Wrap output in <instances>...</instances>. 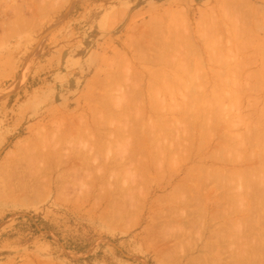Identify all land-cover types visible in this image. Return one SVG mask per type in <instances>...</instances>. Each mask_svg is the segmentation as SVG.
I'll use <instances>...</instances> for the list:
<instances>
[{
  "label": "rangeland",
  "instance_id": "374dc122",
  "mask_svg": "<svg viewBox=\"0 0 264 264\" xmlns=\"http://www.w3.org/2000/svg\"><path fill=\"white\" fill-rule=\"evenodd\" d=\"M227 1L0 0V264H264V0Z\"/></svg>",
  "mask_w": 264,
  "mask_h": 264
},
{
  "label": "bare ground",
  "instance_id": "6f19581e",
  "mask_svg": "<svg viewBox=\"0 0 264 264\" xmlns=\"http://www.w3.org/2000/svg\"><path fill=\"white\" fill-rule=\"evenodd\" d=\"M226 1H227V0H226ZM223 2H224V1H223ZM227 2H228V1H227ZM228 3H229V2H228ZM225 4H226V6H227V3H226V2H225ZM223 6H225V5H221V6H220L221 9H222ZM226 8H228V7H226ZM161 49H163V48H161ZM162 52H163V50H162ZM159 53H160V52H159ZM163 55L165 56V54H163ZM169 57H171V56H169ZM162 58H163V57H162ZM161 63H162V62H161ZM165 63H166V62H165ZM181 65H182V64H181ZM183 66H186V64L183 65ZM153 69H154V68H153ZM154 71H155V69H154ZM150 72L152 73V71H150ZM155 73L158 74V71H157V72H154L153 74H155ZM179 79H180V78H179ZM179 79H177V80H179ZM177 80H173V81H176V82H177ZM183 80H184V79H182V82H183ZM152 82H155V81H152ZM176 82H175V84L173 83L174 86H176ZM180 82H181V80H180ZM184 82H185V81H184ZM188 82H189V81L187 80L186 83H188ZM186 83H183V84H186ZM162 84H163V83H162ZM188 84L191 86L190 82H189ZM188 84H187V85H188ZM163 85H164V84H163ZM187 85H186V86L184 85V86H185V89H186V87H189V85H188V86H187ZM177 86L179 87V84H178ZM192 87H193V84H192ZM149 88H150V87H149ZM159 88H160V87H159ZM163 88H164V87H163ZM173 88H174V87H173ZM134 89H135V88H134ZM182 89L184 90V88H182V84H181V89H179V90H182ZM150 90H151V89H150ZM153 90H154V89H153ZM153 90H152V91H153ZM158 90L161 91L162 89H158ZM171 90H172L173 92H175L172 88H171ZM175 90H178V88H175ZM179 90L177 91L179 94L175 92V93L178 95V97H181L182 95L184 96L185 94L182 93V95H180V92H184V91H186V90H184V91H183V90H182V91H179ZM156 91H157V90H156ZM156 91H155V92H156ZM141 92H142V91H141ZM95 93H96V92H95ZM151 93H152V92H151ZM156 93H159V92L157 91ZM156 93H155V94H156ZM171 93H172V92H171ZM185 93H186L185 96L188 95V96H187V99H189V100H186V98L184 99L183 97H181V98H182L181 100L184 99L183 101H186V103H187V106H186V107H187V111L189 110V112H191V113H189V115L192 114L191 116H193V115L196 113V111H199V109H198L197 106H196V108H197L198 110H196V108H195V104H194V102H193V101H196L197 98H199V96L196 98V95H195V100L192 99L193 101H191V98H189V97H191V96H189V95H191L192 93H190V92H189L190 94H189L188 92H185ZM148 94H149V93H148ZM160 94H161V92L159 93V95H160ZM162 94H163V91H162ZM163 95H164V94H163ZM177 95H173L172 98H174V100H173L174 102L171 101L172 103L175 104V105H173L174 108H175L176 106H178L179 103H177V102H178V101H179V102L181 101L179 98L177 99V97H176ZM130 96H131V95H130ZM161 96H162V95H161ZM161 96H159V97L161 98ZM174 96H175V97H174ZM128 97H129V96H128ZM142 97H143V94H142ZM150 97H152V96H150ZM153 97H155V96H153ZM156 97L159 98L157 94H156ZM170 97H171V96H170ZM203 97H204V96H203ZM203 97H202V98H203ZM226 97H227V96H226ZM231 97H232V96H231ZM143 98H145V97H143ZM172 98H170V99L172 100ZM192 98H194V96H192ZM200 98H201V97H200ZM204 98L206 99V96H205ZM217 98H218V97H217ZM162 99L164 100V102L166 101L165 98H164V96H163ZM175 99H177L178 101L175 100ZM218 99H219V98H218ZM223 99H224V98H223ZM89 100H90V99H89ZM122 100H124V99H122ZM143 100H144V99H143ZM148 100H149V99H148ZM157 100H160V99H157ZM163 100H162V101H163ZM198 100H200V99H198ZM198 100H197V101H198ZM160 101H161V100H160ZM176 101H177V102H176ZM188 101H190V103H191V104H189V105H192V103H193L194 106H193V107L189 106V105H188V103H189ZM123 102H124V101H123ZM134 102H135V101H133V103H134ZM136 102H138V100H137ZM152 102H153V101H152ZM152 102H151V103H152ZM171 102H170L169 105H168L169 110L171 109L170 107L172 106V105H171ZM175 102H176L177 104H176ZM222 102H223V101H222ZM125 103H126V102H125ZM128 103H130V102H128ZM133 103H132V104H133ZM140 103H141V102H140ZM143 103L145 104V100L143 101ZM159 103H161V102H159ZM181 103H183L184 106L186 105L185 102H180V105L178 106L179 109H178V108H177V109H176V108L174 109L173 107H172V109H173V110H177V111H178V110H181V108H182L181 106H183ZM117 104H118V103H116V105H117ZM165 104H166V102H165ZM231 104H232V103H231ZM123 105H124V104H123ZM129 105H130V104H129ZM154 105H155V104H154ZM163 105H164V104H163ZM170 105H171V106H170ZM220 105L222 106L223 104H220ZM127 106H128V105H127ZM127 106H126V107H127ZM135 106H136V105H135ZM138 106H139V105H138ZM142 106H143V105H142ZM145 106H146V105H145ZM145 106H144V107H145ZM151 106H152V108H155V107H153V104H152ZM159 106H160V105H159ZM161 106H162V104H161ZM161 106H160L159 109H161ZM236 106H237V105H236ZM236 106L234 107L233 104L230 105V107H233V109L230 110V111L228 112V116H227V118H228V120H229V122H230V125L232 126V128L235 127V129L238 128V125L240 126V125L243 123L242 121H240V120H242V119H241V118L239 119V115H241L242 112H241L240 110H236ZM121 107H122V106H121ZM121 107H120V109H122ZM130 107H131V106H130ZM140 107H141V106H140ZM144 107H143V108H144ZM164 107H166V106H165V105L162 106V108H163L162 110L167 111V113H168L169 110H165ZM168 107H167V109H168ZM188 107H191V108L189 109ZM239 107H240V106H239ZM118 108H119V107H118ZM123 108H124V107H123ZM192 108H194L193 111L191 110ZM124 109H125V108H124ZM126 109H127V108H126ZM136 109H139V108H137V106H136ZM240 109H241V108H240ZM132 110H134V109H132ZM152 110H153V109H152ZM183 110H184V109H183ZM185 110H186V109H185ZM185 110H184V112H185ZM200 110H202V109H200ZM205 110H207V109H205ZM95 111H97V110L95 109ZM136 111H138V110H136ZM141 111H143V110H141ZM194 111H195V112H194ZM208 111H209V110H207V112L204 111V112H206V114H204V116L206 115V119H207L208 116H210V115L207 114ZM239 111H240V112H239ZM112 112H113V111H112ZM138 112H139V111H138ZM138 112H137V113H138ZM154 112H155V110H153V113H154ZM160 112H161V110H160ZM192 112H193V113H192ZM200 112H201V114L204 113L203 111H199V114H200ZM95 113H98V112H95ZM120 113H121V112H120ZM129 113H130V112H129ZM134 113H135V112H134ZM137 113H135V114H137ZM141 113H142V112H141ZM157 113H158V112H157ZM161 113H163V112H161ZM181 113H182V111H181ZM185 113H186V112H185ZM185 113H184V114H185ZM239 113H240V114H239ZM131 114H132V113H131ZM142 114H143V113H142ZM187 114H188V112H187ZM101 115H102V114H101ZM114 115H115V114H114ZM120 115H121V114H120ZM138 115H139V114H138ZM220 115H221V114H220ZM109 116H110V114H109ZM116 116H117V114H116ZM126 116H127V115H126ZM143 116H145V115H143ZM143 116H142V117H143ZM148 116H150V115H148ZM175 116H176V115H175ZM196 116L198 117V113H196ZM199 116H202V115H199ZM225 116H226L225 114H222V117H225ZM97 117H98V116H97ZM101 117H103V116H101ZM101 117H100V118H101ZM110 117H111V116H110ZM110 117H108V118H110ZM121 117H122V116H121ZM133 117L135 118V116H133ZM133 117H132V118H133ZM138 117L141 118V116H138ZM150 117H151V116H150ZM150 117H148V118H150ZM189 117H190V116H189ZM194 117H195V116H194ZM194 117H192V118H194ZM240 117H241V116H240ZM114 118H115V116H114ZM114 118H113V119H114ZM119 118H120V117H119ZM119 118H118V119H119ZM136 118H137V117H136ZM172 118H173V117H172ZM175 118H176V117H175ZM190 118H191V117H190ZM190 118H189V119H190ZM199 118H202V117H199ZM105 119H107V118H105ZM120 119H121V118H120ZM120 119H119V120H120ZM125 119H127V118H124V119L122 118L121 120H125ZM130 119H131V118H130ZM137 119H138V118H137ZM173 119H174V118H173ZM195 119H196V118H195ZM209 119H210V117H209ZM209 119H207V120H209ZM212 119H213V118H212ZM220 119H221V117H220ZM110 120H111V119H110ZM132 120H133V119H132ZM132 120H130V121L133 122ZM147 120H149V119H147ZM152 120H153V119H151V122H152ZM162 120H165V119H163V117H162ZM181 120H182V119H181ZM202 120H204V119H202ZM217 120H219V119H217ZM79 121H80V120H79ZM101 121H102V120H101ZM112 121H113V120H112ZM114 121H115V124H116L117 119H116V120L114 119ZM127 121H128V120H127ZM140 121H142V120H140ZM165 121H167V120H165ZM174 121H175V119H174ZM177 121H178V120H177ZM184 121H186V120H184V118H183V121H181V122H184ZM187 121H190V120H187ZM209 121H210V120H209ZM83 122H84V121H83ZM83 122H82V124H83ZM85 122H86V121H85ZM108 122H109V121H108ZM117 122H118V125H119V121H117ZM136 122L139 123V125H140V123H141V124L143 123V122H138V120L135 119L133 123H136ZM190 122H191V123L193 122L192 119H191ZM190 122H189V123L187 122V123L190 125ZM213 122H214V121H213ZM239 122H240V123H239ZM102 123H103V122H102ZM124 123H125V122H124ZM147 123H148V122H147ZM165 123H166V122H165ZM176 123H177V122H176ZM176 123H175V124H176ZM178 123H180V122H178ZM194 123H195V122H194ZM209 123H210V122H209ZM209 123H208V124H209ZM214 123H215V122H214ZM218 123H219V122H218ZM220 123H221V122H220ZM82 124H81V125H82ZM87 124H88V121H87L86 125H87ZM94 124H96V123L94 122ZM111 124H112V123H110V125H111ZM121 124H123V123L120 122V125H121ZM125 124H126V123H125ZM128 124H129V123H128ZM128 124H127L126 126L132 128V125H133V124H132L131 126H129ZM144 124H145V123H144ZM173 124H174V123H173ZM181 124H182V123H181ZM181 124L178 125L180 128H181V126H180ZM185 124H186V123L182 124V125L184 126V127H183L184 129L187 128V127H185ZM188 124H186V125H188ZM210 124H211V123H210ZM116 125H117V124H116ZM149 125H150V123H149ZM162 125H163V124H162ZM171 125H172V122H171ZM176 125H177V124H176ZM176 125H173L172 128H174ZM206 125H207V123H206ZM213 125H214V124H213ZM105 126H106V125H105ZM121 126H122V125H121ZM123 126H124V125H123ZM126 126H124V127H125V128H124L125 131L128 129V128H126ZM140 126H141V125H140ZM144 126H145V128H146V125H144ZM158 126H159V124H158ZM164 126H165V125H164ZM193 126H194V125H193ZM193 126H192V128H194ZM96 127H97V126H96ZM99 127H101V126H99ZM113 127H114V124H113ZM151 127H153V124L151 125ZM166 127L169 128L168 125L165 126V128H166ZM201 127H202V124H201ZM229 127H230V126H229ZM83 128H85V127H83ZM117 128H118V127H117ZM121 128H122V127H121ZM135 128H136V127H135ZM135 128H132L131 130H134ZM138 128H140V127H138ZM148 128H149V126H148ZM154 128H155V127H154ZM154 128L151 129V132H152V133H153V131H154ZM214 128H215V127H214ZM224 128H226V127H224ZM230 128H231V127H230ZM85 129H86V128H85ZM140 129H141V128H140ZM156 129H158V128H156ZM163 129H164V127H163ZM174 129H175V128H174ZM174 129H173V130H174ZM176 129H178V127H177ZM189 129H190V131H192L191 128H189ZM189 129L187 128V129L184 130V132H185L186 134H187V132H188L187 135H190L189 133H192V132H190V131H187V132H186V130H189ZM212 129H213V128H212ZM122 130H123V129H122ZM122 130H121V131H122ZM124 130H123V131H124ZM146 130H147V129H146ZM152 130H153V131H152ZM173 130H172V132H173ZM182 130H183V129L181 128V131H182ZM193 130H194V129H193ZM203 130H205V129H203ZM208 130L210 131V128H209V129L207 128L206 132H207ZM100 131H101V130H100ZM110 131H111V130H110ZM110 131H109V132H110ZM117 131H120V130L117 129ZM121 131H120V132H121ZM123 131H122V132H123ZM141 131H142V130H141ZM155 131H156V130H155ZM155 131H154V132H155ZM157 131H159V130H157ZM160 131H161V130H160ZM176 131H178V130H176ZM194 131H195V130H194ZM194 131H193V134H194ZM84 132H85V131H84ZM92 132H93V131H92ZM122 132H121V133H122ZM149 132H150V131H149ZM151 132H150V133H151ZM178 132L180 133V130H179ZM178 132H177V134H178ZM202 132H205V131H202ZM211 132H213V131L211 130ZM211 132H209V133L211 134ZM81 133H82V132H81ZM102 133H103V132H102ZM110 133H111V132H110ZM112 133H113V132H112ZM128 133H129V132H128ZM147 133H148V132H147ZM147 133H146V135H147ZM156 133H157V132H156ZM159 133H160V132H159ZM163 133H164V130H163ZM165 133H166V132H165ZM165 133H164V134H165ZM169 133H171V131H170ZM199 133H200V132H199ZM123 134H124V132H123ZM126 134H127V133H126ZM130 134H131V133H130ZM144 134H145V133H144ZM167 134H168V133H167ZM203 134H204V133H203ZM213 134H214V133H213ZM232 134H233V133H232ZM113 135H114V134H113ZM128 135H129V134H128ZM128 135H127V136H128ZM131 135H132V134H131ZM151 135H153V134H151ZM159 135H162V133H160ZM165 135H166V134H165ZM175 135H176V134H175ZM175 135H174V136H175ZM179 135H180V134H179ZM194 135H195V134H194ZM194 135H193V136H194ZM198 135H199V134H198ZM204 135H205V134H204ZM204 135H203V136H204ZM91 136L94 137V135H91ZM100 136H101V135H100ZM107 136H108V134H107ZM120 136H121V135H120ZM124 136H125V135H124ZM132 136H133V135H132ZM132 136H131V137H132ZM172 136H173V135H172ZM174 136H173V138H174ZM190 136H191V135H190ZM193 136H192V137H193ZM201 136H202V135H201ZM201 136H200V137H201ZM111 137H112V136H111ZM113 137H114V136H113ZM125 137H126V136H125ZM129 137H130V135H129ZM150 137H151V136H150ZM156 137H159V136L156 135L155 138H156ZM160 137H162V139H163V135L160 136ZM182 137H183V132H182ZM184 137H185V135H184ZM200 137H199V138H200ZM102 138H103V137H102ZM118 138H119V137H118ZM127 138H128V137H127ZM153 138H154V136H152V139H153ZM164 138H166V137H164ZM178 138H179V136L177 137V139H178ZM180 138H181V137H180ZM193 138H194V137H193ZM199 138H198V139H199ZM201 138H202V137H201ZM107 139H108V138H107ZM110 139H111V138H110ZM122 139H123V137H122ZM183 139H184V138H183ZM187 139H189V138H187ZM191 139H192V138H191ZM191 139H189V140L191 141ZM203 139H204V138H203ZM94 140H95V139H94ZM105 140H106V139H105ZM153 140H154V139H153ZM164 140H166V139H164ZM178 140H179V139H178ZM178 140H177V141H178ZM189 140H188V141H189ZM92 141H93V139H92ZM166 141H167V140H166ZM166 141H165V142H166ZM174 141H175V140H174ZM180 141H182V139H181ZM185 141H186V140H185ZM188 141H186V142H188ZM100 142H102V141H100ZM104 142H105V141H104ZM167 142H168V141H167ZM183 142H184V140H183ZM183 142H181V143H183ZM90 143H92V142H90ZM90 143H89V145H90ZM137 143H139V142H137ZM190 143H191V142H190ZM87 144H88V143H87ZM129 144H130V143H129ZM140 144H142V143H139L138 146H136V147L138 148V150H140L139 148L142 147V145L139 146ZM169 144H170V143H169ZM262 144H263V143H262ZM131 145H132V144H130V147H131ZM135 145H136V144H135ZM143 145H144V144H143ZM187 145H189V144H187ZM94 146H95V145H94ZM108 146H109V144H108ZM133 146H134V145H133ZM183 146H184V145H183ZM99 147H100V146H99ZM104 147H105V146H104ZM134 147H135V146H134ZM134 147H133V148H134ZM165 147H166V146H165ZM181 147H182V146H181ZM196 147H197V145H196ZM60 148H61V147H60ZM93 148H94V147H93ZM194 148H195V147H194ZM141 149H142V148H141ZM151 149H152V147H151ZM151 149H150V150H151ZM154 149H155V148H154ZM176 149H178V148H176ZM262 149H264V147H262ZM85 150H86V149H85ZM94 150H95V149H94ZM128 150H129V149H128ZM135 150H136V148H135ZM138 150H137V151H138ZM143 150H145V149H143ZM197 150H199V149H197ZM96 151H98V150H96ZM130 151H131V150H129V152H130ZM152 151H153V149H152ZM262 151H263V150H262ZM81 152H82V151H81ZM94 152H95V151H94ZM132 152H133V149H132ZM46 153H48V152H46ZM57 153H58V152H56V155H57ZM79 153H80V152H79ZM90 153H91V150H90ZM139 153H140V152H139ZM139 153H137V154H139ZM143 153H144V152L141 151V153H140L141 155H140V154H139V155H140L141 157H144V158L147 157V156H145L146 154H143ZM161 153H162V152H161ZM127 154H128V153H127ZM142 154H143V156H142ZM153 154H154V153H153ZM163 154H164V153H163ZM262 154H263V152H262ZM262 154H261L260 156H261V157L263 156V158H264V154H263V155H262ZM61 155H62V154H61ZM88 155H89V154H88ZM91 155H92V153H91ZM130 155L133 157V154H132V153H130ZM130 155H129V156H130ZM154 155H155V154H154ZM170 155H171V154H170ZM79 156H80V155H79ZM95 156H97V155H95ZM124 156H125V155H124ZM134 156H135V155H134ZM186 156H187V155H186ZM186 156H185V158H186ZM57 157H58V156H57ZM60 157H61V156H60ZM68 157H69V156H68ZM73 157H74V156H73ZM87 157H88V156H87ZM87 157H86V158H87ZM137 157H138V156H137ZM141 157H140V160L142 159ZM152 157H154V156H152ZM166 157H167V156H166ZM77 158H78V157H77ZM81 158H82V157H81ZM84 158H85V155H84L83 159H84ZM86 158H85V159H86ZM89 158H90V156H89ZM94 158H95V157H94ZM96 158H97V157H96ZM123 158H124V157H123ZM138 158H139V157H138ZM138 158H135V160H136V159L138 160ZM156 158H157V156H156ZM172 158H173V156H172ZM174 158H175V157H174ZM121 159H122V158H121ZM152 159H154V158H152ZM234 159H235V158H234ZM261 159H262V158H261ZM76 160H79V159H76ZM123 160H124V159H123ZM132 160H133V159H132ZM199 160H201V159H199ZM203 160H204V159H203ZM235 160H236V159H235ZM235 160H234V162H235ZM262 160H264V159H262ZM58 161H59V160H58ZM66 161L69 162V160H66ZM66 161H65V162H66ZM70 161H71V160H70ZM79 161L84 162L85 160H79ZM89 161H91V160H89ZM138 161H139V160H138ZM152 161H153V160H152ZM177 161H178V160H177ZM220 161H221V160H220ZM50 162H51V161H50ZM72 162H74V161H72ZM118 162H119V161H118ZM163 162H164V164H165L166 161H163ZM228 162H229V161H228ZM228 162H227V164H228ZM237 162H238V161H236L235 163H237ZM54 163H55V162H54ZM59 163H60V162H59ZM85 163H87V162H85ZM125 163H126V162H125ZM131 163H132V161H131ZM153 163H154V162H153ZM174 163H175V162H174ZM239 163H240V162H239ZM239 163H238V164H239ZM241 163H242V162H241ZM245 163H246V162H245ZM261 163H262V161H261ZM263 163H264V161H263ZM263 163H262V164H263ZM60 164H61V163H60ZM72 164H73V163H72ZM128 164H129V163H128ZM155 164H156V163H155ZM157 164H159V163H157ZM160 164H161V163H160ZM45 165H46V164H45ZM64 165H65V164H64ZM81 165H82V163H81ZM86 165H88V164H86ZM86 165H85V166H86ZM91 165H92V164H91ZM104 165H105V164H104ZM110 165H111V164H110ZM112 165H113V164H112ZM162 165H163V164H162ZM46 166H47V165H46ZM89 166H90V165H89ZM89 166H88L87 168H89ZM96 166H98V165H96ZM102 166H103V165H102ZM106 166H107V165H106ZM122 166H123V165H122ZM153 166H154V165H153ZM175 166H176V165H175ZM263 166H264V165H263ZM61 167H63V165H62ZM80 167H81V166H80ZM80 167H79V168H80ZM82 167H84V165H83ZM160 167H161V165H160ZM225 167H227V166H225ZM74 168L76 169V167H74ZM87 168H86V169H87ZM110 168H111V167H110ZM156 168H157V167H156ZM162 168L164 169V167H162ZM168 168H169V167H168ZM249 168H250V167H249ZM40 169H41V168H40ZM43 169H45V168H43ZM46 169H47V168H46ZM69 169H71V168H69ZM75 169H74V170H75ZM84 169H85V168H84ZM128 169H130V168H127V169L124 170V171L128 172V171L131 170V173L128 172V175H129V174H133V172H132V169H133V168L130 169V170H128ZM140 169H141V168H140ZM170 169H171V168H170ZM170 169H169V170H170ZM202 169H203V168H202ZM238 169H239V168H238ZM256 169H257V168H256ZM66 170H67V169H66ZM121 170H122V169H121ZM134 170H135V169H134ZM144 170H145V169H144ZM147 170H148V169H147ZM164 170H165V169H164ZM204 170H205V169H204ZM263 170H264V169H263ZM57 171H58V170H57ZM62 171H64V170H62ZM62 171H61V172H62ZM67 171H68V170H67ZM69 171H70V170H69ZM82 171H83V170H82ZM87 171H89V170H87ZM94 171H95V170H94ZM136 171H137V170H136ZM136 171H134V172L136 173ZM141 171H142V169H141ZM156 171H157V170H156ZM162 171H163V170H162ZM239 171H240V170H239ZM245 171H246V170H245ZM39 172H40V171H39ZM41 172H42V171H41ZM49 172H50V170H49ZM49 172H48V173H49ZM64 172H65V171H64ZM76 172H77V171H76ZM120 172H122V171H120ZM126 172L123 173V175L125 176L124 178H126V176H127V175H125ZM157 172H159V171H157ZM160 172H161V170H160ZM237 172H238V171H237ZM240 172H241V171H240ZM247 172H248V171H247ZM247 172H246V174H248ZM73 173H74V171H73ZM73 173H72V174H73ZM94 173H95V172H94ZM162 173H163V172H162ZM195 173H196V172H195ZM238 173H239V172H238ZM238 173L236 174V177H238V176H237V175H239ZM261 173H262V172H261ZM38 174H39V173H38ZM59 174H60V173H59ZM79 174H80V173H79ZM82 174H83V173H82ZM88 174H89V173H88ZM119 174H120V173H118V174H116V175H119ZM136 174H138V173H136ZM139 174L141 175V172H140ZM139 174H138V175H139ZM57 175H58V174H57ZM123 175H122V176H123ZM134 175H135V174L131 175V178H133ZM138 175H137V176H138ZM164 175H165V174H164ZM164 175H163V176H164ZM209 175H211V174L209 173ZM262 175H263V174H262ZM49 176H50V175H49ZM51 176H52V175H51ZM65 176H66V174H65ZM78 176H79V175H78ZM81 176H82V175H81ZM84 176H85V175H84ZM87 176H88V175H87ZM120 176H121V174H120ZM137 176L135 175L136 179H138ZM207 176H208V174H207ZM207 176H206V177H207ZM211 176H212V175H211ZM246 176H247V175H246ZM58 177L60 178L61 176L59 175V176H57V178H58ZM73 177H74V176H73ZM76 177H77V176H76ZM82 177H83V176H82ZM113 177H114V176H113ZM129 177H130V176H129ZM138 177L140 178V176H138ZM160 177L162 178V176H160ZM187 177H188V176H187ZM187 177H186V178H187ZM216 177H217V176H216ZM220 177H221V176H220ZM239 177H240V175H239ZM239 177H238V180L241 181ZM263 177H264V175H263ZM50 178H51V177H50ZM57 178H56V179H57ZM59 178H58V179H59ZM67 178H68V177H67ZM77 178H78V177H77ZM85 178H86V177H85ZM90 178H91V177H90ZM118 178H119V176H118ZM118 178H116V179H118ZM124 178H122V179H124ZM202 178H204V177H202ZM202 178H201V179H202ZM133 179H134V178H133ZM136 179H134L133 182H134V181L136 182ZM141 179H142V178H141ZM141 179H139V180H141ZM187 179L189 180V178H187ZM195 179H197V178H195ZM198 179H199V178H198ZM212 179H213V178H212ZM59 180H60V179H59ZM59 180H58V181H59ZM61 180H62V178H61ZM78 180H79V178H78ZM84 180H85V179H84ZM216 180H217V179H216ZM223 180H224V179H223ZM122 181H123V180H122ZM137 181H138V180H137ZM193 181H194V180H193ZM201 181L203 182V180H201ZM217 181H218V180H217ZM219 181H220V180H219ZM242 181H244V180H242ZM242 181H241V183L243 184ZM252 181H253V180H252ZM36 182H37V181H36ZM47 182H48V181H47ZM62 182H63V181H62ZM71 182H72V180H71ZM124 182H126V181H124ZM138 182H140V181H138ZM226 182H228V180H226ZM226 182H225V183H226ZM254 182H256V181L254 180ZM49 183H51V182H49ZM64 183H65V182H64ZM82 183H84V182H82ZM195 183H196V182H195ZM239 183H240V182H239ZM51 184H52V183H51ZM65 184H66V183H65ZM65 184H64V185H65ZM137 184H138V183H137ZM161 184H162V183H161ZM197 184H198V183H197ZM36 185H37V183H36ZM48 185H49V184H48ZM219 185H220V184H219ZM246 185H247V184H246ZM246 185H245L244 187H246ZM254 185H255V184H254ZM31 186H32V185H31ZM65 186H66V185H65ZM134 186H135V183H134ZM186 186H187V185H186ZM195 186H196V184L194 185V187H195ZM200 186H201V185H200ZM178 188H179V187H178ZM178 188L176 187V189H178ZM62 189H63V188H62ZM137 189H138V188H137ZM179 189H180V188H179ZM225 189H226V188H225ZM132 190H133V189H132ZM132 190H131V191H132ZM125 191H126V190H125ZM134 191H136V188L134 189ZM137 191H138V190H137ZM163 191H164V190H163ZM198 191H199V190H198ZM128 192H130V191L128 190ZM138 192L141 193V190L138 191ZM176 192L178 193L179 191L176 190ZM180 192H182V193L184 194L183 191H180ZM124 193H125V192H124ZM130 193H131V192H130ZM202 193H203V192H202ZM237 193H238V192H237ZM111 194H112V193H111ZM141 194H143V193H141ZM222 194H223V193H222ZM238 194H239V193H238ZM139 195H140V194H139ZM173 195H174V194H173ZM175 195H177V194L175 193ZM198 195H199V194H198ZM201 195H202V194H201ZM235 195H236V194H235ZM125 196H126V195H125ZM125 196H123V197H125ZM170 196H171V195H170ZM223 196H224V194H223ZM239 196H242V194L237 196V197H238V200L240 199ZM126 197H127V196H126ZM159 197H160V196H159ZM201 197H202V196H201ZM210 197H211V196H210ZM243 197H244V196H243ZM243 197H242V198H243ZM242 198H241V199H242ZM127 199H129V198H127ZM223 199H224V198H223ZM234 199H236V198H234ZM243 199H245V197H244ZM125 200H126V198H125ZM205 200H207V199H205ZM209 200H210V199H209ZM209 200H208V201H209ZM215 200H216V199H215ZM221 200H222V199H221ZM232 200H233V199H232ZM238 200H237L236 203L234 202V204H238V203H239ZM245 200H246V199H245ZM185 201H186V200H185ZM190 201H191V200H190ZM216 201H218V200H216ZM187 202H188V201H187ZM211 202H212V201H211ZM211 202H210V203H211ZM263 202H264V199H263V201L260 202V205H261ZM131 203H132V202H131ZM171 203H172V202H171ZM200 203H201V202H200ZM243 203H244V205H243V204H242V205L245 206V205H246V204H245V201H244ZM246 203H247V201H246ZM175 204H176V203H175ZM184 204H185V202H184ZM188 204H189V203H188ZM201 204H202V203H201ZM205 204H207V202H204V205H205ZM214 204H215V203H214ZM240 204H241V201H240ZM256 204H258V207H260V206H259V203H256ZM256 204H255V206H256ZM199 205H200V204H199ZM202 205H203V204H202ZM202 205H201V206H202ZM206 206H207V208L205 207L204 209H208V204H207ZM235 206H236V205H235ZM238 206H239V205H238ZM238 206H236V207H237L238 212H239V209L241 210V208H240V206H239V207H238ZM246 206H247V205H246ZM246 206H245V208H246ZM203 207H204V206H203ZM210 207H211V206H210ZM210 207H209V208H210ZM241 207H242V206H241ZM256 207H257V206H256ZM258 207H257V208H258ZM262 207L264 208V206H262ZM216 208H217V207H216ZM218 208H219V207H218ZM218 208H217V210H218ZM234 208H235V207H234ZM234 208H233V209H234ZM249 208H251L250 205H249ZM235 209H236V208H235ZM247 209H248V208H247ZM243 210L247 211V210L244 209V208H243ZM263 210H264V209H263ZM212 211H213V209H212ZM254 211H255V210H254ZM254 211H253V212H254ZM229 212H230V211H228V213H229ZM232 212L234 213L233 210H232ZM235 212H236V210H235ZM240 212H241V211H240ZM250 212H251L250 214L252 215V214H253L252 209H251ZM233 213H230V214L232 215ZM241 213H243V211H242ZM254 213H255V212H254ZM212 214H213V213H212ZM214 214H216V213H214ZM226 214H227V213H226ZM238 214H240V213H237V214H235V215H238ZM243 214H244V213H243ZM243 214H242V215H243ZM246 214H247V213H246ZM187 215H188V214H187ZM216 215H217V214H216ZM216 215H215V216L213 215V216L216 217ZM231 215H230V216H231ZM263 215H264V214H263ZM213 216H211V217H213ZM227 216H228V214H227ZM232 216H233V215H232ZM253 216H254V215H253ZM253 216H251V217H253ZM257 216H258V215H257ZM186 217H187V216H186ZM246 217H247V216H245V218H246ZM251 217H250V219H253L252 224L258 220V219H257L256 221L254 220V218H257V217H254V218H251ZM217 218H218V217H217ZM238 218H239V216H238ZM245 218H244V219H245ZM212 219H213V218H212ZM233 219H234V218H233ZM239 219H240V218H239ZM239 219H238V220H239ZM246 219H248V218H246ZM238 220H235V222H236V221L238 222ZM241 221H242V220H241ZM244 221H245V220H244ZM246 221H247V220H246ZM200 222H201V221H200ZM233 222H234V221H233ZM237 222H236V224H237ZM204 223H206V222H204ZM211 223H212V222H211ZM229 223H230V222H229ZM196 224H197V223H196ZM198 224H199V222H198ZM201 224H202V223H201ZM242 224H243V223H242ZM250 224H251V223H250ZM250 224H249V225H250ZM255 224H256V223H255ZM193 225H194V224H193ZM206 225H207V224H206ZM234 225H235V224H234ZM249 225H248V226H249ZM172 226H173V225H172ZM181 226H182V225H181ZM184 226H185V225H184ZM204 226H205V225H204ZM239 226H241V228H243L241 224H239ZM239 226H237V227H239ZM244 226H245V225H244ZM251 226H253V225H251ZM193 227H194V226H193ZM199 227H200V226H199ZM215 227H216V226H215ZM219 227H220V226H219ZM230 227H232V226H230ZM203 228H205V227H203ZM203 228H202V229L200 228V229L203 230ZM234 228H235V226L233 227V231H234ZM251 229H253V228L251 227ZM201 230H199V231H201ZM212 230H213V229H212ZM238 230H240V227H239ZM244 230H245V229H244ZM244 230H243V231H244ZM240 231L242 232V230H240ZM188 232H189V231H188ZM219 232H220V231H219ZM245 232H246V235H247V231H245ZM245 232H244V233H245ZM186 233H187V232H186ZM196 233H197V232H196ZM215 233H216V232H215ZM215 233H214V234H215ZM234 233H235V231H234ZM242 233H243V232H242ZM244 233H243V234H244ZM250 233H251V232H250ZM193 234H194V233H193ZM197 234H198V233H197ZM236 234L239 235V233H237V230H236ZM194 235H195V234H194ZM203 235H204V234H203ZM215 235H216V234H215ZM215 235H214V236H215ZM223 235H224V234H223ZM237 235H234V236L236 237ZM240 235H241V234H240ZM240 235H239V236H240ZM244 235H245V234H244ZM246 235H245V236H246ZM191 236H192V235H191ZM196 236H197V235H196ZM200 236H201V233H200ZM218 236H219V235H218ZM218 236H217V237H218ZM224 236H225V235H224ZM232 236H233V235H231V237H232ZM239 236H238V238H239ZM245 236H244V237H245ZM194 237H195V236H194ZM217 237H216V238H217ZM231 237H230V238H231ZM241 237H243V236H241ZM246 237H247V236H246ZM219 238H220V237H219ZM233 238H234V237H233ZM247 238H248V237H247ZM222 239H223V238H222ZM216 240H217V239H216ZM233 240H234V239H233ZM235 240H237V238H236ZM244 240H246V239H244ZM202 241H203V239H202ZM217 241H218V240H217ZM227 241H228V240H227ZM229 241H230V240H229ZM238 241H239V242H238ZM241 241H242V238H241ZM246 241H247V240H246ZM225 242H226V241H225ZM230 242H231V241H230ZM237 242H238V243H237ZM237 242L235 241V243L238 245V244L240 243V240H237ZM219 243H220V241H219ZM235 243H234V244H235ZM207 244H208V243H207ZM213 244H214V243H213ZM216 244H217V243H216ZM241 244L243 245L242 242H241ZM241 244H239L240 247L242 246ZM210 245H211V244H210ZM210 245H209V246H210ZM220 245H221V244H220ZM226 245H227V244H226ZM231 245H232V244H231ZM246 245H247V244H246ZM217 246H218V245H217ZM233 246H235V245H233ZM204 247H205V246H204ZM206 247H207V245H206ZM212 247H215V246H212ZM222 247H223V246H222ZM225 247H226V246H225ZM228 247H229V246H228ZM245 247H246V246H245ZM245 247H244V248H245ZM207 248H208V247H207ZM210 248H211V247H210ZM231 248H232V247H231ZM231 248H230V250H231ZM246 248H247V247H246ZM225 249H228V248H225ZM240 249H241V248H240ZM247 249H248V248H247ZM209 250H211V249H209ZM228 250H229V249H228ZM234 250H235V249H234ZM234 250H231V251H234ZM241 250H242V249H241ZM254 250H255V248H254ZM231 251H230V252H231ZM244 251H245V250H244ZM244 251H242V252H244ZM210 252H211V251H210ZM212 252H213V251H212ZM212 252H211V253H212ZM216 252H217V251H216ZM218 252H219V250H218ZM238 252H239V254H240L241 251L238 250ZM222 253H223V251H222ZM227 253H228V252H227ZM236 253H237V250H236ZM236 253H235V254H236ZM244 253H245V252H244ZM212 254H213V253H212ZM214 254H215V253H214ZM233 254H234V253H233ZM235 254H234V255H235ZM205 255H207V254H205ZM216 255H217V253H216ZM216 255H215V256H216ZM218 255H219V253H218ZM218 255H217V256H218ZM225 255H226V252H225ZM241 255H246V254H242V253H241ZM207 256H208V255H207ZM239 256H240V255H239ZM239 256L237 255L238 259H239V258L241 259L242 256H240V257H239ZM209 257H210V256H209ZM220 257H221V256H220ZM201 258H202V257H201ZM219 259H220V258H219ZM223 259H224V258H223ZM228 259H229V258H228ZM234 259H236V257H235ZM213 260H214V259H213ZM241 260H242V259H241ZM211 261H212V260H211ZM224 261H225V260H224ZM228 262H229V261H228ZM235 262H236V261H235ZM206 263H207V262H206ZM220 263H221V262H220ZM221 264H222V263H221Z\"/></svg>",
  "mask_w": 264,
  "mask_h": 264
}]
</instances>
